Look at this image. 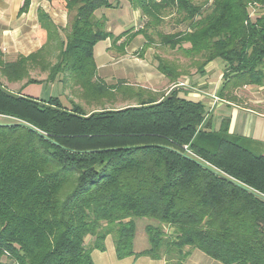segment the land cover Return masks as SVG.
Instances as JSON below:
<instances>
[{
  "label": "trees",
  "instance_id": "obj_1",
  "mask_svg": "<svg viewBox=\"0 0 264 264\" xmlns=\"http://www.w3.org/2000/svg\"><path fill=\"white\" fill-rule=\"evenodd\" d=\"M58 1L68 13L66 26L40 11L44 43L2 63L1 73L27 83L61 75L69 90L76 86L87 98L136 102L85 112L0 82L6 119L0 120V264H94L92 252L104 251L109 236L118 259L186 264L198 249L221 264H264V151L229 133V118L213 129L205 103L179 85L192 74L189 67L203 73L220 59L219 100L249 105L244 89L264 91V0H127L143 15L136 30L145 39L140 56L150 46L147 30L163 13L179 15V29L158 32L159 44L180 50L191 65L153 55L174 84L168 92L97 80L94 45L113 36L95 12L118 2ZM256 1L252 15L248 7ZM119 44L123 51L125 41ZM33 69L47 72L45 79L31 76ZM257 109L264 113V104ZM141 217L152 222L144 226L148 246L136 249Z\"/></svg>",
  "mask_w": 264,
  "mask_h": 264
},
{
  "label": "crops",
  "instance_id": "obj_2",
  "mask_svg": "<svg viewBox=\"0 0 264 264\" xmlns=\"http://www.w3.org/2000/svg\"><path fill=\"white\" fill-rule=\"evenodd\" d=\"M118 2L119 8L117 6L106 7L104 12L99 11L102 14L95 12L96 16L105 18L107 30L114 37H107L94 45L96 77L107 84H116L121 80L136 89L168 92L174 84L156 69L152 56L147 57L145 52L141 58L137 55L145 42L143 35L136 32L141 26L143 15L127 0H118ZM40 11L45 12L59 28L66 26L68 13L58 0H0V82L15 93L24 94L22 88L28 84L27 78L9 81L1 73L2 63L13 61L18 56H26L40 49L46 38L45 31L40 27L38 21ZM128 31L130 32L128 33ZM132 32L136 33L133 35ZM118 35L121 37L114 43L113 39ZM60 36L64 38L62 30H60ZM123 40L126 44L122 51L119 43ZM224 66L225 62L222 60L210 61L204 66L203 73L192 72L191 75L184 76L179 85L187 90L189 97L200 99L205 103L210 110L208 116L211 117L213 129L217 130L222 120L229 118V133L264 143V113L257 109V106L264 104V97L251 99L246 96L249 105L245 102L234 104L219 100L216 93L222 82ZM32 72L44 73L38 69H33L30 74ZM45 77L42 76L40 79L44 80ZM57 79L62 80L61 75ZM258 91L264 95V91ZM214 97L216 100L213 102ZM107 240L106 248L101 252L105 253L108 248L110 256L105 258L100 252L99 258L101 257L102 264H108V261L111 264L164 263L163 260L156 261L147 256L137 258L130 256L118 259L114 252V246H108ZM93 252L92 259L94 264H97ZM189 256L190 254L187 259ZM197 258L200 261L202 256H197ZM205 262L214 264L211 260H205Z\"/></svg>",
  "mask_w": 264,
  "mask_h": 264
},
{
  "label": "rangeland",
  "instance_id": "obj_3",
  "mask_svg": "<svg viewBox=\"0 0 264 264\" xmlns=\"http://www.w3.org/2000/svg\"><path fill=\"white\" fill-rule=\"evenodd\" d=\"M111 1L114 4H116L118 2V0H111ZM192 1L198 2V3L203 2V0H192ZM259 4H260V2L256 1L255 4L249 5L248 8H249L250 14L253 15L256 12H258V7L260 6ZM118 5H119V2H118ZM99 11L104 12V8L97 10V12H99ZM101 12H99V14H102ZM72 15H73V13H71L69 15L70 19H71ZM178 22H179V15L177 13H175L173 11L166 12V13H163V18H162L161 23H159L156 26L150 27L147 30V32H149V35L151 34V41L149 42L150 46H148V48L145 51L147 57L150 55V57L152 56V58H153L154 54H159L160 56H162L165 59L176 60L177 63L180 64L184 68L191 65L189 63L190 57L185 56L180 50L171 49L168 46H163V45L159 44L160 42H159L158 32H161V33L175 32L179 29L176 27ZM137 55L140 58L142 57L139 54H137ZM134 57H136V56H134ZM51 59H52V61L55 60V58H52V57H51ZM217 60H220V59H217ZM194 70H195L194 66H191V68L190 67L188 68V72H193ZM46 74H47V72H44L43 74H40L39 72H32L30 75L33 76L34 78L40 79V77H42V76L45 77ZM97 80L99 82L103 81V80H100L98 78H97ZM68 83L69 82H67V81L58 80V79H55L52 81L31 82L22 88V92L25 95H28L30 97L36 98L38 100H43V101H48L51 97H58V99L62 103V105H67L66 102L69 101V102H72V104H78L85 112H89L92 109L99 108L101 106L120 107V106L126 105L127 103L136 102V100H134V99H127V100H129L128 102H122L121 101V103H115L114 104L112 102V100H109L106 98H104L100 102V101H97L96 99H93V98H87V95L86 94L84 95V93L81 92L78 89V87H76V86L71 85L70 90H69V84ZM132 88H135V87L132 86ZM161 92H164V91H161ZM243 93L246 94V96L248 98H251V99L264 97V95H262L261 92L252 91V90H249V88H246L243 91ZM115 99L116 100H123L124 98L122 95L117 94ZM0 120L5 121L6 119L4 117H0ZM257 143L259 144L258 145L259 147L256 149V151H264V143H259V142H257ZM149 222H152V220H150L149 218H145V217L135 219L136 233H135V238H134V247L136 249H143L144 247L148 246L147 237L144 233V226ZM107 245L110 247H113V242H112L111 236H109V238L107 240ZM100 252L101 251H99V250H95L93 252V255H94V258H95L97 264H102L100 262L101 257L99 258ZM101 254H103L105 256V258H109V256H110L108 248H107L105 253L101 252ZM197 256H202V259L199 261ZM205 260H207V261L211 260V262H214V264H221L218 261L210 258L209 256H207L206 254H204L203 252H201L198 249H191L190 250V256L187 259L186 263L187 264H206ZM108 264H111V262L108 261Z\"/></svg>",
  "mask_w": 264,
  "mask_h": 264
},
{
  "label": "built area",
  "instance_id": "obj_4",
  "mask_svg": "<svg viewBox=\"0 0 264 264\" xmlns=\"http://www.w3.org/2000/svg\"><path fill=\"white\" fill-rule=\"evenodd\" d=\"M214 100H213V102L216 100V98L214 97L213 98ZM213 102H212V104H213ZM210 106H211V104H210ZM184 148L189 152V150L187 149V146H184Z\"/></svg>",
  "mask_w": 264,
  "mask_h": 264
}]
</instances>
